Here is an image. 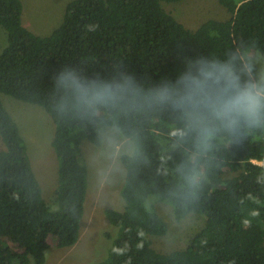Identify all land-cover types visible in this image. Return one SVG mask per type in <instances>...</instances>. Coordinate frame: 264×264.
I'll return each mask as SVG.
<instances>
[{"label": "trees", "instance_id": "1", "mask_svg": "<svg viewBox=\"0 0 264 264\" xmlns=\"http://www.w3.org/2000/svg\"><path fill=\"white\" fill-rule=\"evenodd\" d=\"M182 1L73 0L61 25L41 37L24 26L21 0H0V27L7 33L0 94L45 109L54 122L58 160L50 205L19 125L0 98V264H45L52 244L68 249L81 237L89 184L82 145L100 142L93 125L57 118L51 103L54 73L75 66L107 76L122 63L148 86L175 76L183 55L222 56L242 40L264 52V0H219L230 19L208 20L196 30L162 6ZM121 123L124 138L138 134L139 155L121 156L124 207L105 211L114 232L106 257L95 264H264V165L255 163H264V131L205 153L190 139L173 137L181 122L168 111L132 112ZM181 165L203 178L200 198L187 210L173 196ZM151 198L170 206L178 222L192 214L204 217V228L185 249L163 254L153 248L152 238L165 236L169 226Z\"/></svg>", "mask_w": 264, "mask_h": 264}, {"label": "clouds", "instance_id": "2", "mask_svg": "<svg viewBox=\"0 0 264 264\" xmlns=\"http://www.w3.org/2000/svg\"><path fill=\"white\" fill-rule=\"evenodd\" d=\"M178 59L180 68L175 76L162 77L148 86L122 63L114 64L107 76L65 66L52 77V109L58 119L93 125L102 149L115 154L122 146L132 158L139 155L138 134L125 137L123 145L120 142L124 135L122 118L132 112L172 113L181 122L173 137L190 139L205 153L235 146L264 131V52L255 42L242 40L222 56L183 55ZM177 172L173 196L182 200L187 210L199 200L203 178L183 165Z\"/></svg>", "mask_w": 264, "mask_h": 264}, {"label": "rangeland", "instance_id": "3", "mask_svg": "<svg viewBox=\"0 0 264 264\" xmlns=\"http://www.w3.org/2000/svg\"><path fill=\"white\" fill-rule=\"evenodd\" d=\"M24 6L23 24L34 34L46 37L62 23L68 4L73 0H21ZM163 8L190 30L198 29L208 20H228L231 15L219 0H185L179 3H163ZM7 44V33L0 27V52ZM0 98L14 117L26 141L28 154L36 176L41 184L46 202L55 203L58 185V160L52 147L55 126L44 108L0 94ZM125 138L120 137L121 145ZM4 144L0 139V150ZM84 160L89 170V184L85 217L81 237L72 248L59 249L53 244L47 252L45 264H95L102 261L110 248L113 228L105 211L121 210L124 202L121 191L125 181V168L121 161L125 154L121 146L115 154L85 141L82 145ZM257 164L259 163L255 162ZM157 203L158 214L169 226L163 237H153V248L163 254L185 249L205 226L201 215H189L176 221L170 206L151 198ZM56 206V204H55ZM52 207V206H51ZM56 207H52L55 209Z\"/></svg>", "mask_w": 264, "mask_h": 264}]
</instances>
